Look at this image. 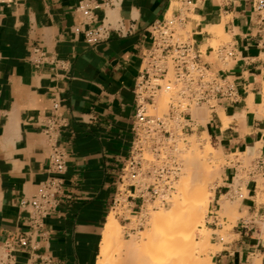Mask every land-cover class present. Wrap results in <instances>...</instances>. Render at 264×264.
<instances>
[{
	"label": "crops",
	"instance_id": "obj_1",
	"mask_svg": "<svg viewBox=\"0 0 264 264\" xmlns=\"http://www.w3.org/2000/svg\"><path fill=\"white\" fill-rule=\"evenodd\" d=\"M82 1L101 5L91 19L78 10ZM194 1L200 61L235 89L233 99L182 115L188 135H206L225 160L202 230L213 246L207 264H264V11L253 0ZM104 2L0 6V264H98L132 146L149 28L179 12V0ZM102 24L109 35L97 45L74 31ZM55 148L65 171L53 208L38 213L22 201L51 177Z\"/></svg>",
	"mask_w": 264,
	"mask_h": 264
},
{
	"label": "built area",
	"instance_id": "obj_2",
	"mask_svg": "<svg viewBox=\"0 0 264 264\" xmlns=\"http://www.w3.org/2000/svg\"><path fill=\"white\" fill-rule=\"evenodd\" d=\"M253 1L258 12L264 11V0ZM13 2L0 0V6ZM195 3L179 0L177 15H167L149 28L151 46L143 56L145 68L134 86L136 112L132 146L119 172L110 207V214L123 222H131L137 214L167 206L172 201L182 171L177 146L188 135L185 128L189 127L182 115L191 108H213L218 99L235 96L234 87L200 61L189 25ZM104 5L114 7L115 0H105ZM100 7V4L82 1L78 10L86 19H91L93 11ZM74 31L89 45H97L109 35L105 24L96 28L78 26ZM161 94L170 95L168 110L162 115L156 113L157 98ZM54 108L57 110L58 105ZM50 171L52 175L40 194L22 201L23 206H31L38 213L53 208L65 171V156L58 148L51 155ZM19 244L26 246V239H20Z\"/></svg>",
	"mask_w": 264,
	"mask_h": 264
},
{
	"label": "bare ground",
	"instance_id": "obj_3",
	"mask_svg": "<svg viewBox=\"0 0 264 264\" xmlns=\"http://www.w3.org/2000/svg\"><path fill=\"white\" fill-rule=\"evenodd\" d=\"M210 151V145L203 147L195 140L192 142V149L186 151V156L183 157L190 172L178 182L179 192L172 199L171 208L152 213L150 225L153 240L146 250L141 251L140 247L143 239L147 238V233L145 238H133L128 243H124L120 235V225L111 217L108 218L103 230V242L106 246L101 250L98 264H110L108 244L112 242L120 246L119 255L124 252L126 256L117 264H196V260L192 257L194 251L201 249L206 252L210 245L208 231L195 234L198 227L204 225V214L208 212L210 202L213 200L214 193L211 188L217 172L212 169L209 172L210 166L207 162L211 156ZM211 172H214V175ZM197 236L199 241L196 240ZM163 240L166 241L163 247L165 255L155 260L154 257L161 252V247L156 246ZM146 251L151 255L145 253ZM189 256L191 259L187 260Z\"/></svg>",
	"mask_w": 264,
	"mask_h": 264
},
{
	"label": "rangeland",
	"instance_id": "obj_4",
	"mask_svg": "<svg viewBox=\"0 0 264 264\" xmlns=\"http://www.w3.org/2000/svg\"><path fill=\"white\" fill-rule=\"evenodd\" d=\"M222 41H224V39H222ZM217 45L218 44H215V46H217ZM169 96L170 95H167V94H161L160 95V97L158 99V102H157V105H156V109H157L156 113L162 115V114L167 112L168 104H169ZM194 140L197 141L199 144H201V146H203V147H207L209 145L211 147V151H210L211 152V154H210L211 156H210L209 162H207L208 163L207 165L210 166L209 172L211 171V169L213 171L217 172L215 174V177H214V184L212 186L213 188H211V191L213 193L214 189L216 188V186L221 182L220 177H221V173H222V167L225 164V160H224V157L222 156V154L215 148V146L211 143L210 139L206 135H202V136H198V135L190 136V135H187V136L184 137V141H181L178 144V146H177L178 147L177 148L178 149L177 157H178V159H179V161H180V163L182 165V171H181L180 179H179L178 182L182 181V179H184V177L186 176V173L190 172V168L188 167V165L184 161V157L183 156H186V151H189V150L192 149V142ZM212 160H213V162H212ZM211 164H213V165H211ZM209 166H208V168H209ZM212 167H214V168H212ZM214 169H216V170H214ZM212 174L214 175V172ZM213 175H212V177H213ZM178 192L179 191H178V187H177V190H176V193H175L174 197L178 194ZM171 206H172V201L169 203V205L164 206V207H158L156 209L149 208L148 211H143L142 213H139L135 217H133L131 219V224H128V226H126V227H124L120 223V221L118 219H116V217L113 214H111L109 217L114 219L120 225V227H119L120 228V235H121L122 241H124V243H128L133 238H138V239L145 238L146 233H147L148 234L147 238L143 239V241H142L143 244L140 243V244H142L141 247H140L141 251H144V250H146V248L149 247V244L153 240V238H151V228L152 227L150 225V220H151L152 213H154V212L158 213V212L164 211L166 209L171 208ZM208 212H209V210H208ZM208 212L206 214H204V223H203L204 225L198 227V229L195 231V234L199 235L201 233V231L203 230V228H205V223H206ZM208 233H209V237H210V239H209V242H210L209 246L210 247L208 246L209 250L207 249L206 252H204V251H202L200 249V250H195L194 254L192 253L194 255V256L192 255V257L196 260V264H207V261L209 260V254H210V251H212L213 246L211 245L210 232H208ZM143 235H144V237H143ZM102 237H103V234H102ZM196 240L199 241L198 236L196 237ZM165 243H166V241L163 240V241L159 242L158 245L156 246V247H161V252H159L154 257L155 260L157 258L159 259L161 257H164L165 250H163V247H164ZM105 246L106 245L104 244L103 239H102V244L100 246V255H101L102 248L105 247ZM108 248H109L108 256L110 258V260H109L110 264H117V263L120 262L119 260H123V259L126 258L124 252H123V254L121 256L119 255L120 246L118 245V243H115V242L109 243L108 244ZM147 252H148L149 255H151V253L149 251H146L145 253H147ZM190 259L191 258L189 256L187 258V260H190ZM98 262H99V260H98Z\"/></svg>",
	"mask_w": 264,
	"mask_h": 264
}]
</instances>
